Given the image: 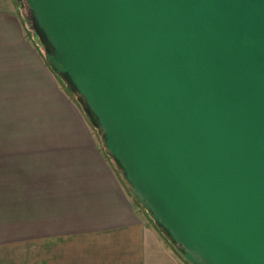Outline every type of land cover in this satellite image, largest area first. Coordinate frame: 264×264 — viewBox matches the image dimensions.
I'll return each instance as SVG.
<instances>
[{"label": "water", "instance_id": "obj_1", "mask_svg": "<svg viewBox=\"0 0 264 264\" xmlns=\"http://www.w3.org/2000/svg\"><path fill=\"white\" fill-rule=\"evenodd\" d=\"M14 2L174 252L264 264V0Z\"/></svg>", "mask_w": 264, "mask_h": 264}, {"label": "crops", "instance_id": "obj_2", "mask_svg": "<svg viewBox=\"0 0 264 264\" xmlns=\"http://www.w3.org/2000/svg\"><path fill=\"white\" fill-rule=\"evenodd\" d=\"M0 264H186L7 15H0Z\"/></svg>", "mask_w": 264, "mask_h": 264}, {"label": "rangeland", "instance_id": "obj_3", "mask_svg": "<svg viewBox=\"0 0 264 264\" xmlns=\"http://www.w3.org/2000/svg\"><path fill=\"white\" fill-rule=\"evenodd\" d=\"M0 15L11 16L13 20L15 21V23L19 25L20 30L23 31V33L25 34L26 39L39 51L38 47L35 45V43L32 40L31 33L26 29V26L21 19L20 12L14 0H0ZM39 53L41 54L40 51ZM62 86L64 85L62 84Z\"/></svg>", "mask_w": 264, "mask_h": 264}]
</instances>
